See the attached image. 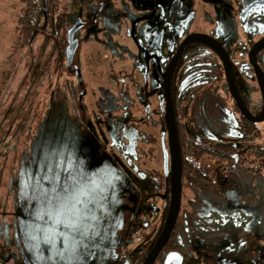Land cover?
Returning <instances> with one entry per match:
<instances>
[{
	"label": "flooded vegetation",
	"instance_id": "flooded-vegetation-1",
	"mask_svg": "<svg viewBox=\"0 0 264 264\" xmlns=\"http://www.w3.org/2000/svg\"><path fill=\"white\" fill-rule=\"evenodd\" d=\"M78 2L81 14L64 30L59 23L53 31L60 34L55 50L63 53L74 89L80 88L78 100L86 91L84 73L91 63L85 44L94 39L93 58L111 63L103 81L114 84L96 86L95 114L102 116L94 123L124 174L145 179L150 189L144 200L137 199L130 182L133 200L128 190L123 195L134 211L119 236L130 241L137 224L146 226L141 247L123 243L103 264H123L124 252L147 248L137 263L142 264L162 230L170 201L168 104L180 155V199L172 229L152 264H161L159 255L177 221L183 228L185 220L188 231H180L179 248L166 254L165 264L173 252L179 254V264H264V118L258 119L264 109V0ZM75 24L71 40L76 43L68 62L66 47L72 42L67 35ZM81 28L85 33L78 36ZM138 123H150L158 136L140 130ZM157 141L161 166L148 171L141 167L140 152L146 149L139 144H153L150 156ZM189 146L199 150L196 166L207 170L218 186L184 185L183 153ZM151 197L162 202L147 219L138 207H146ZM8 227L0 226L5 242L15 239Z\"/></svg>",
	"mask_w": 264,
	"mask_h": 264
},
{
	"label": "rangeland",
	"instance_id": "rangeland-1",
	"mask_svg": "<svg viewBox=\"0 0 264 264\" xmlns=\"http://www.w3.org/2000/svg\"><path fill=\"white\" fill-rule=\"evenodd\" d=\"M44 1L43 31H36L23 44L19 17L25 9L24 1L0 0V226L15 223L16 211L21 222H34L29 223L30 228L16 224L15 239L5 242L0 236V264H103L123 243L139 249L148 227L137 224L130 241L119 236L127 216L134 211L132 204L123 201L124 187H117L123 175L115 173L109 181L111 187H106V176L98 173L101 165L114 164L108 147L102 156L99 154L97 147L103 146L105 140L99 137L94 123L102 116L95 114L99 113L94 106L96 86L114 84L103 81L111 63L93 58L97 48L94 39L85 44L91 52V63L84 73L86 91L78 100L80 88L74 89L63 53L60 56L55 50L60 34L56 37L53 31L59 23L63 30L72 23L81 14L82 4L78 0ZM84 33L83 28L76 32L78 36ZM78 104H82L79 110ZM149 124L138 123V127L157 137L156 127ZM87 126L89 131L83 128ZM108 133L115 138L110 128ZM158 141L157 151L150 156L147 153L153 144H139L146 149L140 152L144 153L141 167L148 171L161 166ZM26 153L31 160L26 162V170L45 160L42 172L38 170L39 187H18L23 179H31L20 161ZM74 166L90 187L61 185L66 180V169L71 174ZM48 175L57 178L54 185L58 187H44ZM74 182L71 180L69 186ZM161 202L151 197L146 207H138V212L148 219ZM13 230L14 227L10 229Z\"/></svg>",
	"mask_w": 264,
	"mask_h": 264
},
{
	"label": "trees",
	"instance_id": "trees-1",
	"mask_svg": "<svg viewBox=\"0 0 264 264\" xmlns=\"http://www.w3.org/2000/svg\"><path fill=\"white\" fill-rule=\"evenodd\" d=\"M25 3V9L23 14L20 15L19 17V22H20V31L22 33V42L27 43L30 38L33 36V34L36 31H43L44 28V23L42 22V18L43 16H45V1L44 0H23ZM59 35V34H57ZM56 35V36H57ZM57 40H60L59 38H57ZM128 108H125V111L127 112ZM28 120V119H27ZM27 120H25L24 122H27ZM24 122L20 125H24ZM27 124V123H26ZM25 124V125H26ZM84 128V127H83ZM88 126L85 128L87 131H89ZM47 132V130H46ZM45 132V133H46ZM49 132V131H48ZM100 135L99 137L102 135V132H99ZM122 135V134H121ZM140 138V137H139ZM107 145H105V141L103 143V146H98V150H99V154L100 156H102L104 153V149L106 148ZM101 150V151H100ZM130 148H127L126 151V155L128 157V155H130L129 152ZM199 153V150L197 148H194L193 146H189L188 149L186 150L185 153H183V155L185 154V156H183V160H184V170H183V183L185 185V182L192 187L195 184H200L203 186H213V185H217L218 186V182L214 181L213 179H211L210 177V173L203 169L202 166H196L195 162H197V155ZM28 155V153H26L25 155H22L20 161L22 163L23 169L24 171L30 172V177L31 179L28 178V180L23 179L22 184L19 185L18 187H39V185H41L39 183V176L41 173L38 172V170L40 172H42L40 170V168L44 165L45 160H39L38 161V165H30V168L28 170H26V168L29 166V164H26L27 161H31L29 158L27 159L26 156ZM107 158V157H106ZM113 161L114 164L113 165H106L103 164L99 167L98 169V173L101 176H106L107 180H106V187H111V185L109 184L111 177H113L115 175V173L119 174L121 173L123 175V181H121V183L119 185H117V187H124V189H126V187H130L129 183L133 182L134 185V194L135 197L137 199L140 200H144L148 194L146 192H149V188L148 185H146V181L145 179H141L139 176H132L129 175L127 173L124 174L123 171V165L121 164L120 160L117 159V157H113ZM34 161V160H33ZM74 162V161H72ZM263 170H264V156H263ZM98 165V163L96 164V166ZM116 168V169H113ZM111 169H113V172H111ZM47 174H48V168L45 169ZM67 175H66V180L64 183H62L61 185L63 187H90L89 183H87V180H82L80 177V172H78V170L74 169L71 171L72 174L69 173V170L66 169ZM76 174V175H75ZM26 176V174L23 175V177ZM71 180L75 181L74 183H72L69 186V182H71ZM57 181V178H51V176L48 175V178L45 182V186L44 187H58V185H54V183ZM192 189H194V187H192ZM126 189L125 194L130 192ZM132 195H133V190H131ZM101 199V198H100ZM16 222L14 223L13 221H11V223L9 224V228L14 227L13 231H17L18 227L16 226V224H18L19 222L26 225L27 228H30V224L29 223H34L31 220H27L25 222H21L20 218L21 216L19 215L20 213L18 211H16ZM189 212H186L185 216H188ZM30 221V222H29ZM178 223L179 221H177L176 226L174 227L167 243L165 244L162 253L159 255V260L161 262V264H165V256L168 252H170L171 250H176L179 248V245L181 243V240L183 237H181V233L180 231L183 232H187L188 231V227H187V221L185 220L186 226L182 227H178ZM219 226V224H218ZM218 226H216V229L218 230ZM187 229V230H186ZM156 236V234L154 235ZM153 236V239H154ZM149 244V242L147 243ZM147 249V248H146ZM146 249L143 251H133V250H128V252H124V256L121 258V261H124L123 264H137L139 261L142 260V257L144 256V252H146ZM29 261H31L30 257L28 260V263H30Z\"/></svg>",
	"mask_w": 264,
	"mask_h": 264
},
{
	"label": "water",
	"instance_id": "water-1",
	"mask_svg": "<svg viewBox=\"0 0 264 264\" xmlns=\"http://www.w3.org/2000/svg\"><path fill=\"white\" fill-rule=\"evenodd\" d=\"M78 27V24H75L69 31H68V43L72 42L71 48L69 49L68 46L66 47V56L67 61H71L72 52L75 47V40H71V36L73 31ZM223 55V53H221ZM264 97V94H263ZM264 118V109L261 114V117L258 119ZM167 128L169 133V150H170V165H171V175H170V201L166 219L164 221L162 230L155 241L153 247L146 255L145 259L143 260L142 264H152L153 260L159 251V249L163 246L166 242L168 235L172 229L174 224L178 206H179V199H180V155L177 145L176 133H175V126L173 121V115L171 111V106L168 104L167 106ZM167 264H179L180 256L178 253L173 252L167 255L166 257Z\"/></svg>",
	"mask_w": 264,
	"mask_h": 264
}]
</instances>
